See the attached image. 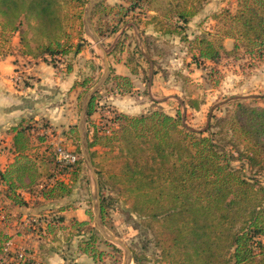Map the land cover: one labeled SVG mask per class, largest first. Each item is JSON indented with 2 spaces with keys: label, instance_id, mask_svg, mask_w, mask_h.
<instances>
[{
  "label": "trees",
  "instance_id": "16d2710c",
  "mask_svg": "<svg viewBox=\"0 0 264 264\" xmlns=\"http://www.w3.org/2000/svg\"><path fill=\"white\" fill-rule=\"evenodd\" d=\"M124 1L128 5H117L119 11L115 18L118 25L131 22L124 21L130 18L138 25L134 12L148 5V13L145 15H149L150 24L157 32L166 35L184 34V28L209 2L169 0V5L166 4V15L161 16L157 10L150 8L155 4V0ZM104 7V3L97 6L92 18L95 19L99 10ZM0 14L10 21L4 25L3 32L10 31L12 35L20 33L21 16L25 15L35 21V29L45 37L46 43L39 45L36 53L29 45H23L27 50L20 47L22 55L35 59H40V55H43L44 59L47 56L54 58L72 54L64 47L67 33L62 21V0H0ZM215 17L229 27L222 33L221 39H210V34L196 39L199 45V59L219 63L223 54H227L224 47L226 39L234 41L233 51L245 47L250 54L264 58V0H240L236 13L227 10ZM174 18L177 25L173 29L168 28ZM10 26L11 29L8 28ZM95 30L100 38H105L120 29L113 27L109 33L99 28ZM79 50L80 48H76L75 52ZM44 60L56 65V62ZM110 81L113 82L112 88L119 90L121 94L133 92L134 86L128 77L115 75L107 84ZM93 82V78H87L82 84L83 92L89 90ZM95 102L93 97L88 108L89 117L95 112ZM184 102L189 108L197 111L202 105L195 97H189ZM114 122L121 126V131L116 135L114 130L108 133L96 126L91 130L89 126V147L93 149L100 144L112 146L114 141H123L125 148L122 149V154L126 152V156L132 159L127 161L126 168L131 176L130 181L140 184L137 189L139 193L151 195L152 192H157L161 197L170 195L176 204L182 206L181 210L166 215L167 219L170 216L173 222L172 242L179 249L175 264H264V187L258 178H250L244 174L243 164L239 168L233 165L236 160H246L251 169L264 170L263 107L238 104L237 113L233 118L235 134L243 135L248 143L243 150L232 141L233 148H236L234 153L228 152L209 130L197 131L189 127L179 109L174 116L166 114L163 110H155L149 116L117 113ZM31 130L30 127H23L15 138V146L21 153V163L9 171L0 172V179L6 184L5 196L15 206L26 204L16 195V189L31 191L40 184L39 180L44 176L40 173L36 158L29 154L32 140L28 132ZM207 132L209 135L205 136ZM70 133H76V126L70 129ZM38 138L41 141L44 139ZM76 149L80 151L79 147ZM234 154H238V158ZM91 155L93 157V152ZM57 163L59 173L68 174L74 182L83 171L84 162L81 158L74 165L60 166ZM14 175L17 176L18 184L13 181ZM72 190L59 179L52 189L45 190L44 196L55 198L56 192L66 196ZM102 213L104 214L103 206ZM87 215L89 220L75 221L72 225V230L78 236L96 232L90 208L87 209ZM58 221L62 222L63 218ZM49 226L48 230H51ZM5 240L2 241L0 237V242ZM87 242L88 245L92 244ZM81 249L94 259L101 258L103 253L94 247Z\"/></svg>",
  "mask_w": 264,
  "mask_h": 264
},
{
  "label": "rangeland",
  "instance_id": "374dc122",
  "mask_svg": "<svg viewBox=\"0 0 264 264\" xmlns=\"http://www.w3.org/2000/svg\"><path fill=\"white\" fill-rule=\"evenodd\" d=\"M89 1L62 0V21L67 33L64 39V47L66 51L74 54L82 41L84 44L91 43L94 46V51H97L99 57L102 58V51L96 46L94 40L86 34L84 29V15ZM193 1L198 2V0ZM239 1L209 0L200 9L198 15L184 28V34L182 35H166L160 32L154 34L153 27L150 25V17L145 15L148 13V5L134 12L139 25L137 36H135L133 30H125V26L118 25L115 18L119 11L117 5H128L124 0H108V4L99 10V14L93 21L94 28H99L106 33H109L113 27H119L120 31L116 34L105 37V39L99 38L105 50L115 51L111 58L114 64L129 61V64L132 65L131 68L141 74H139L138 81L141 90L136 95L140 96V98L142 97V99H138L136 105L151 103L147 95L150 70L153 73L151 75L152 78L156 74L155 80L159 79L161 81V84L152 92V96L155 95L162 101H164L165 97L173 95L184 100H188L189 97H195L202 104L201 113L196 114L194 110L192 112V109H187L186 107L184 111L177 99L173 97L165 105L160 106L157 103H153L148 108L149 111L144 115L149 116L155 110H163L166 114L176 115L179 109L184 113L185 123L189 127L197 131L209 130L212 136L221 145H224L228 152L233 151V153L236 148H233L232 141L240 145L243 150L246 149V143H248L243 135L235 134L233 118L237 113L238 104L243 103L247 106L264 108V96L260 99L250 97L251 95H264V58L250 54L245 47H242L239 51H233L234 41L226 39L224 47L227 54H223L221 61L219 63L204 62L198 58L199 45L196 39L206 34H210V39H221L222 33L229 26L215 16L227 10L231 13H236ZM154 3L153 7L151 6L150 8L157 10L159 15L165 16L167 11L166 4L169 5V0H155ZM130 19L124 21L133 23ZM20 21L22 22L20 33L12 35L10 31L3 32L4 25L10 23V21L7 17L0 14V51L9 46L10 48H5L4 51L12 52L20 47L23 48L29 45L36 53L39 50V45L46 43L43 34L35 29V21L32 18L22 15ZM176 21V18H174L173 23L168 28L173 29L177 25ZM11 27L8 28L11 29ZM122 32L125 34H122ZM13 37H16V40H13ZM117 37L119 38L117 39ZM25 47L24 49L27 50ZM42 58L43 55H40V59ZM64 58V56L58 55L54 58L47 56L44 59L56 62L55 64L57 65ZM99 67L100 74H98L97 80L93 82L89 90L93 88L104 73L103 63ZM104 86L94 96L96 100L95 112L91 117L88 116L87 126H90L91 130L96 126L108 133L114 130L116 135V133L121 131V126H118L115 122L113 123L118 110L117 107L105 99V96L112 92V84L107 85L105 88ZM89 90L82 92L77 116L74 120L76 133L72 134L76 147L80 149V151H77V149L74 151L83 162L78 125L82 102ZM126 103L127 106L130 105L129 107L135 105L133 100ZM120 109L125 111L123 106H120ZM196 118L197 120H195ZM68 133L70 134V130H68ZM204 135L208 136L209 133L207 132ZM103 142L106 141L103 140ZM61 143L65 144L66 142L62 141ZM113 143L112 146L100 144L93 149L90 148V152H93V157L92 155L91 157L95 171L99 173L96 178L99 181L101 202L104 207V214L102 213L101 215L104 226L111 235L123 241L131 250V264H175L176 259L179 257V249L172 242L173 231L171 227L173 222L171 217L169 216V219H167L166 215L175 210H181L182 206L176 204L170 195L161 197L157 192H152L151 195H141L139 190H137L140 184L130 181L131 176L129 171H127L126 163L132 159L126 156V152L122 154V149L125 148L123 141H114ZM49 147L51 150H47L48 156L46 157L49 165L39 166L40 173L44 177L55 175L54 168H56L57 163L56 146L50 144ZM68 148L70 149V147ZM38 149H41V147ZM41 152V150H38L36 155L41 157ZM234 155L238 158V154ZM33 156L35 157V154ZM262 157L264 158V154ZM242 164L245 170L240 169H242L244 174L250 178H258L264 187V170H258L259 168L251 169L246 160H236L233 163L237 168L241 167ZM80 175L82 176V181L76 187L78 190L77 201L72 202L67 199L64 203L72 202L77 204L82 202L85 205L87 202V207L92 211V223L96 232L83 235L84 238L82 239H75L72 231H67L65 226L63 228H61L62 226H56L54 234L55 241L58 244L57 247L64 255H67L75 245H80L82 248L94 247L98 252L103 250L101 259H108L109 264H124L125 250L120 245L107 241L95 226V177H93L85 162ZM6 202L4 198H0V213L2 211L3 215H5L4 212L8 206L5 204ZM51 218L54 219L55 217L52 216ZM55 219L57 220V217ZM8 220L6 217L4 219L0 218V231L3 232L2 229H4L6 233L0 236L2 241L5 238L11 239L12 236L9 234L15 233L12 229L7 232L6 228L8 226H5L4 222ZM2 241L0 246L4 243ZM87 241L92 244L88 245Z\"/></svg>",
  "mask_w": 264,
  "mask_h": 264
},
{
  "label": "crops",
  "instance_id": "0c3cea01",
  "mask_svg": "<svg viewBox=\"0 0 264 264\" xmlns=\"http://www.w3.org/2000/svg\"><path fill=\"white\" fill-rule=\"evenodd\" d=\"M107 2L108 0L103 2L105 6L108 4ZM93 21L92 18V24ZM150 25L153 27V33H158L154 26ZM124 26L125 30H133L137 36L139 25L133 22ZM15 38L13 37V40H16ZM12 46L16 47L15 45ZM78 46L80 48L78 52L65 56L57 65L43 59L24 56L21 54V48L12 52L4 51L5 48H10L8 46L0 51V172L9 171L21 163V153L17 151L15 146V138L23 127L32 128L28 132L32 140V149L29 154L31 157H34L35 154L34 158L38 157L36 161L39 166L49 165L46 157L48 156L47 150H51L50 144L56 146L57 143L64 141L66 146L72 148L71 150H76L74 137L68 133V130L76 126L74 120L77 116L80 96L84 91L82 84L87 78L97 80L98 74H100L99 66H102V59L97 51H94V46L91 43L84 44L82 41ZM114 52L112 50L108 57L111 77L115 75L128 77L134 86L133 92L129 94H121L119 90L112 88V92L105 96L110 104L117 107L118 113L130 116L144 115L153 103L160 106L165 105L173 97L177 99L184 111L185 107L191 109L186 103L184 104V99H179L176 95L165 97L164 101L155 95L152 96V92L161 84V81L155 80L156 74L152 78L151 70L147 85V95L151 103L136 105L138 99H142L136 95L141 90L138 84L141 74L137 71L133 72L131 66L125 61L114 64L111 60ZM69 65L71 69H69ZM16 73L25 77V84L16 85L14 83L13 77ZM109 84H113V82L110 81L107 85ZM263 96V94H259L250 97L260 99ZM132 100L135 105L133 107L127 106L126 102H132ZM120 106H123L125 111L120 109ZM194 111L196 114L201 113V109ZM38 137H43V141L39 140ZM39 147L41 149H38ZM38 150L42 151L41 157L36 155ZM54 170L55 175L52 177L42 176L39 180L40 184L35 186L33 190L16 189V195L26 203L24 206L12 204L11 200L5 196L6 184L0 179V198H4L7 201L5 204L8 205L4 212L5 215L1 211L0 218L9 219L4 222V225L8 226L7 232L11 231L10 229L15 232L8 233L12 236L15 251L25 249L32 255V261L28 263H15L11 260L10 264H109L108 259H94L89 254L84 253L80 245L73 246L67 255H64L57 247L55 232H53L56 226H62L61 228L65 226L67 231H72L75 239H82L84 238L83 235H76L72 230V225L75 221H87L89 217L87 215V202L85 205L82 202L72 203L77 201L78 190L76 187L82 181V176L80 175L78 180L74 182V180H70L68 174L61 175L60 169L54 168ZM12 177L13 181L18 184L17 176ZM59 179L64 181L67 187L72 188V192L66 196L56 192L55 198H46L44 196L45 190L52 189ZM67 199L72 202L65 204ZM52 216L57 217V220L52 219ZM29 218H39L41 222H44L43 228L31 229L27 227L25 223ZM59 218H63V221L59 222ZM45 223L50 225L51 230H48V226L45 228ZM2 230V234H6L4 229Z\"/></svg>",
  "mask_w": 264,
  "mask_h": 264
},
{
  "label": "water",
  "instance_id": "95a60500",
  "mask_svg": "<svg viewBox=\"0 0 264 264\" xmlns=\"http://www.w3.org/2000/svg\"><path fill=\"white\" fill-rule=\"evenodd\" d=\"M105 0H90L85 11L84 15V29L86 34L91 37L96 46L102 51L103 57L102 63L104 65V73L101 76V78L97 81V83L93 86L91 90L87 92L85 95L82 107H81V114H80V120H79V133H80V142H81V150L83 154L84 162L89 169V171L92 173L93 177H95L94 184H95V226L96 228L103 234L104 238L114 244L120 245L126 252L124 264H131V258L132 253L131 250L125 245L123 241L118 239L116 236L111 235V233L106 229L102 222V202H101V192H100V185L99 181L96 178L97 173L95 171L90 147L88 143V126H87V118H88V108L89 105L93 99V97L96 95V93L108 82V80L111 77V67L108 60V57L112 50H105L104 45L102 41L100 40L99 36L97 35L96 31L94 30L93 24H92V14L94 9L103 3ZM184 114V113H183Z\"/></svg>",
  "mask_w": 264,
  "mask_h": 264
},
{
  "label": "built area",
  "instance_id": "2783aa9c",
  "mask_svg": "<svg viewBox=\"0 0 264 264\" xmlns=\"http://www.w3.org/2000/svg\"><path fill=\"white\" fill-rule=\"evenodd\" d=\"M13 81L16 85H20L25 84L26 79L22 74L16 73ZM55 150L56 160L60 166L74 165L80 160V156L63 143H57ZM25 224L27 227L35 229L36 227L43 228L44 222H41L39 218H29ZM45 226L47 228L48 224L45 223ZM11 260L15 263H28L32 261V255L25 249L15 251L13 240L7 239L0 249V264H10Z\"/></svg>",
  "mask_w": 264,
  "mask_h": 264
}]
</instances>
